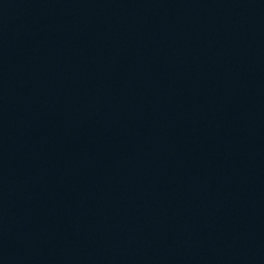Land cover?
Returning <instances> with one entry per match:
<instances>
[{
	"label": "water",
	"instance_id": "1",
	"mask_svg": "<svg viewBox=\"0 0 264 264\" xmlns=\"http://www.w3.org/2000/svg\"><path fill=\"white\" fill-rule=\"evenodd\" d=\"M0 264H264V0H0Z\"/></svg>",
	"mask_w": 264,
	"mask_h": 264
}]
</instances>
